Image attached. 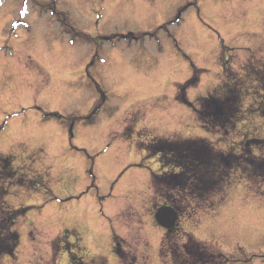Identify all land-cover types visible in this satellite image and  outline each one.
<instances>
[{
  "label": "rangeland",
  "instance_id": "rangeland-1",
  "mask_svg": "<svg viewBox=\"0 0 264 264\" xmlns=\"http://www.w3.org/2000/svg\"><path fill=\"white\" fill-rule=\"evenodd\" d=\"M113 3L116 0H0V116L4 117L0 154L12 157L16 168L0 181L5 200L0 210H26L17 222L21 240L16 258L2 256L0 264H175L173 257L189 233L223 253L228 259L225 264H264V252H249L241 244L225 251L224 240L198 235L197 213L206 215L214 209L190 204L171 232L159 225L155 213L166 199L155 192L152 175L162 170V164L159 156L148 151L159 140L196 138L238 151L239 142L264 138V0H120L127 6L125 18L102 7ZM201 30L206 39L217 41L203 56V45L195 43ZM120 43L139 56L155 53L148 61L136 55L129 61L134 87L149 79L155 82L156 73L190 72L183 83L163 81L166 88L170 83L176 90L172 98L178 107L167 112L154 105L167 112L157 118L162 127L144 124L142 109L124 118L122 132L103 126L104 117L110 118L118 109L107 104L98 70ZM32 49L39 51L28 55ZM194 69L201 72L200 81L187 91L192 102L193 94L197 99L213 92L222 96L217 87L226 81L242 91V115L235 131H208L193 107L177 98L178 85L190 80ZM65 73L76 79H65ZM21 89L30 94V106L19 102ZM68 89L80 93L82 114L74 112L65 120L63 110L45 111L51 105L36 102L46 90L52 91L54 100ZM91 96L97 101L88 107ZM29 111L40 114L37 127L57 125L43 133L44 142L35 147L33 137L15 139L9 124L23 117L19 123L25 125L31 119ZM54 113L63 118L45 115ZM58 129L67 137V147L60 153L63 166L53 175L55 165L43 161L49 155V141L59 139ZM239 174L227 190L212 193L208 205L225 202L230 192L241 188L246 189L243 202L249 194L264 200L262 179L249 185ZM217 196L224 200L217 202L213 199ZM115 239L125 249L122 261L113 250Z\"/></svg>",
  "mask_w": 264,
  "mask_h": 264
},
{
  "label": "trees",
  "instance_id": "trees-1",
  "mask_svg": "<svg viewBox=\"0 0 264 264\" xmlns=\"http://www.w3.org/2000/svg\"><path fill=\"white\" fill-rule=\"evenodd\" d=\"M223 68L224 71L227 70L226 66ZM200 72L194 69L193 77L184 84L178 85L177 98L193 107L198 121L208 131L226 133L235 131L242 115V91L226 81L225 85L217 87L219 91L217 88L214 90L223 92L222 96L215 95L213 92L192 102L187 97V91L200 81ZM45 115L63 118L57 113ZM148 151L151 156H159L162 164V170L152 175L155 192L166 199L165 203L174 207L180 215L190 204L212 210L215 206L208 205L210 203L208 197L212 193L227 190V187L232 184L233 176L239 172V177L249 185L256 178L262 179L261 183H264V156L257 155V153H264V138H247L239 142L238 151L223 150L204 138L159 140L151 143ZM14 172L12 157L0 154V181ZM175 194L179 198H176ZM1 200L5 202L2 194H0V203H3ZM221 200L223 201L224 198ZM221 200L219 202H222ZM25 211V209L0 210V257L16 258L21 240L17 222ZM187 236L189 238L181 245L180 253L177 252L178 255L173 257L175 264H225L228 262L223 253L210 249L201 241H197L193 235L187 234ZM123 250L125 249L115 239L114 253L120 261L122 257L124 258Z\"/></svg>",
  "mask_w": 264,
  "mask_h": 264
},
{
  "label": "clouds",
  "instance_id": "clouds-1",
  "mask_svg": "<svg viewBox=\"0 0 264 264\" xmlns=\"http://www.w3.org/2000/svg\"><path fill=\"white\" fill-rule=\"evenodd\" d=\"M103 8L113 9L116 14H119L121 18L127 16V6L120 4V0H116V3L102 5ZM146 7V6H145ZM107 18V16L105 17ZM187 27V26H186ZM119 31V29H114ZM198 40H195L196 44H201L204 47V51L201 55H206L207 52L217 46L215 39H206V33H203ZM39 41V35H37ZM184 38L181 37V40ZM261 39H264L262 34ZM59 46H57V51ZM34 51L39 49H32L27 52L28 55L33 54ZM191 51V49H189ZM133 55L138 56L140 61H148L151 57L155 56L154 52L148 53L144 56H139L133 49L131 52L126 48L123 43L118 44L110 52L107 53L106 59L108 63L98 70V75L101 82L105 85V90L108 93L107 104L110 107L116 108L115 114L110 118L104 117L105 128L110 126V130L116 132H122L124 128V118L130 117L132 113L138 109H142L143 123L148 126H163V121H158V117L165 116L167 112L175 111L178 107L173 96L175 95V89L171 87L169 83L166 88L163 81H180L190 75V72L185 71L182 74H176L174 70H168L166 72L156 73L155 82L152 79L142 81L141 87H134L131 83L130 77L132 76L133 69L129 61ZM163 60V58H161ZM199 63V60H197ZM181 66L187 69V65L181 63ZM15 71V69H13ZM65 79L75 80L76 77L68 73H65ZM140 80L139 77H137ZM52 91L46 90L43 95L36 101L42 106L50 104L51 107H45V111H62L65 120L67 117L76 112L77 115L81 113V96L80 93H72L71 89H68L66 93L57 95L55 99H51ZM159 98V99H157ZM190 98L196 102L197 96L191 95ZM7 99V97L5 98ZM97 101V97L91 96L86 104L88 107L92 103ZM19 102L24 103L26 106H30L33 102L30 94H23L21 89ZM101 104L104 102L101 101ZM154 105H159L160 110ZM27 116L31 119L27 121L25 125L19 123L20 119L15 121L10 120L9 124L12 125V131L15 134V139L33 137L35 142L33 147L37 143H43L40 139L43 133H46L50 128H57L55 123L43 125L37 127V123L40 121L41 116L37 113L29 111ZM4 117L0 116V120ZM57 136L59 139L56 142L49 141L48 157L44 159L43 163L46 165L54 164L52 169L53 175H56L63 166L64 157L60 155L61 150L67 147V137L61 136L59 129L57 130ZM6 143L4 150H7V136L5 137ZM80 143L79 141H77ZM102 146V144H101ZM59 157V159H55ZM264 190V189H262ZM246 189H238L236 192H230L229 197L223 203H217L213 208V211H209L206 215L197 213L196 215V230L198 235L205 240H224L227 244L225 251H229L235 248L237 244L243 245L249 252H264V200L260 198H253L251 194L248 195L246 202L244 201ZM217 202L219 197H214ZM243 202V203H242ZM256 264H260L256 261Z\"/></svg>",
  "mask_w": 264,
  "mask_h": 264
},
{
  "label": "water",
  "instance_id": "water-1",
  "mask_svg": "<svg viewBox=\"0 0 264 264\" xmlns=\"http://www.w3.org/2000/svg\"><path fill=\"white\" fill-rule=\"evenodd\" d=\"M155 216L158 223L168 229L175 227L179 218L177 211L174 208L166 205L159 207Z\"/></svg>",
  "mask_w": 264,
  "mask_h": 264
},
{
  "label": "snow or ice",
  "instance_id": "snow-or-ice-1",
  "mask_svg": "<svg viewBox=\"0 0 264 264\" xmlns=\"http://www.w3.org/2000/svg\"><path fill=\"white\" fill-rule=\"evenodd\" d=\"M27 14V12H26V10L24 11V12H21V15L23 16V15H26ZM257 155L258 156H264V153H257Z\"/></svg>",
  "mask_w": 264,
  "mask_h": 264
}]
</instances>
